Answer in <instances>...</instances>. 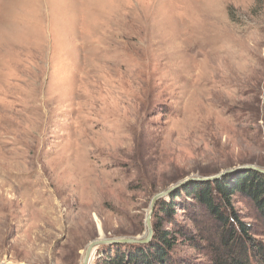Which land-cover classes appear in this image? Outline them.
Listing matches in <instances>:
<instances>
[{
  "label": "rangeland",
  "instance_id": "obj_1",
  "mask_svg": "<svg viewBox=\"0 0 264 264\" xmlns=\"http://www.w3.org/2000/svg\"><path fill=\"white\" fill-rule=\"evenodd\" d=\"M238 166L264 170V0H0V260L81 264L148 221L129 245L156 223L168 264H209L222 228L192 180L150 203Z\"/></svg>",
  "mask_w": 264,
  "mask_h": 264
},
{
  "label": "trees",
  "instance_id": "obj_2",
  "mask_svg": "<svg viewBox=\"0 0 264 264\" xmlns=\"http://www.w3.org/2000/svg\"><path fill=\"white\" fill-rule=\"evenodd\" d=\"M186 185V193L204 205L212 218L221 224L218 244H211L209 264H264V242L251 235V228L236 217L230 204L231 196L239 193L251 199L264 217V174L245 170L235 177L214 181L192 180ZM174 194L170 196V202H161L163 213H174ZM153 230V241L145 247L114 244L116 252L108 254L105 264H168V254L175 247L176 236L156 223ZM181 262L192 264L185 258H181Z\"/></svg>",
  "mask_w": 264,
  "mask_h": 264
},
{
  "label": "water",
  "instance_id": "obj_3",
  "mask_svg": "<svg viewBox=\"0 0 264 264\" xmlns=\"http://www.w3.org/2000/svg\"><path fill=\"white\" fill-rule=\"evenodd\" d=\"M246 169H251V170H255L261 173H264V170H261L257 167L254 166H238V167H234L225 171H222L221 173H219L218 175L212 176V177H208V178H201L200 180L202 181H209V180H216L218 179L220 176L234 172V171H241V170H246ZM190 180H196V178H185L184 180L172 185L170 188H168L166 191L160 192L157 195H155L150 203V209L152 210V208L154 207L155 203L160 200L163 199L167 194H169L173 189H175L176 187L184 184L187 181ZM147 226H148V237L144 240H137V239H130V238H121V239H103V238H97L95 240H93L92 242H90L88 244V246L85 249V252L83 254V258H82V262L81 264H88L89 260H90V256L93 252L94 249L103 246V245H114V244H143L147 242V239L149 238V236H151L152 234V230L150 227L149 222L147 221Z\"/></svg>",
  "mask_w": 264,
  "mask_h": 264
},
{
  "label": "built area",
  "instance_id": "obj_4",
  "mask_svg": "<svg viewBox=\"0 0 264 264\" xmlns=\"http://www.w3.org/2000/svg\"><path fill=\"white\" fill-rule=\"evenodd\" d=\"M0 264H9L7 260H0Z\"/></svg>",
  "mask_w": 264,
  "mask_h": 264
}]
</instances>
